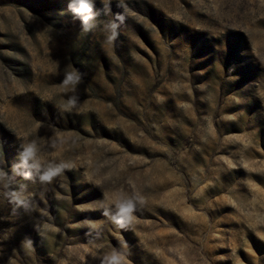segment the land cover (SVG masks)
Wrapping results in <instances>:
<instances>
[{"label":"rangeland","instance_id":"rangeland-1","mask_svg":"<svg viewBox=\"0 0 264 264\" xmlns=\"http://www.w3.org/2000/svg\"><path fill=\"white\" fill-rule=\"evenodd\" d=\"M71 3L0 0V264H264V0Z\"/></svg>","mask_w":264,"mask_h":264},{"label":"clouds","instance_id":"clouds-1","mask_svg":"<svg viewBox=\"0 0 264 264\" xmlns=\"http://www.w3.org/2000/svg\"><path fill=\"white\" fill-rule=\"evenodd\" d=\"M71 10L76 13L77 15H80L82 17L83 23L85 25V28L88 27V21L92 18V8L90 0H72V3L70 4ZM68 80H73V76L69 75ZM34 147H29L25 150L24 154V163L27 164V161L30 157L34 155ZM38 167V165H36ZM58 171V169H52L49 172L45 174L43 179H50L52 175L55 174V172ZM133 204L131 201L127 202L126 204L121 206V212L122 213H130L133 210ZM113 260L116 258L113 257Z\"/></svg>","mask_w":264,"mask_h":264}]
</instances>
